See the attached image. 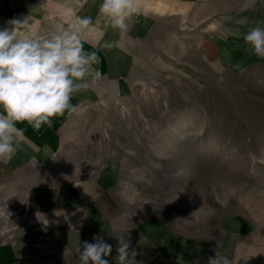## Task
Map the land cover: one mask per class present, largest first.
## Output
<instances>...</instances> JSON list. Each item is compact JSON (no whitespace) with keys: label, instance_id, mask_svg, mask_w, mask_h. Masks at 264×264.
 <instances>
[{"label":"rangeland","instance_id":"rangeland-1","mask_svg":"<svg viewBox=\"0 0 264 264\" xmlns=\"http://www.w3.org/2000/svg\"><path fill=\"white\" fill-rule=\"evenodd\" d=\"M244 1L195 0L189 19L180 11L169 25L154 14L133 29L143 43L129 48L125 92L77 108L38 168L49 185L41 187H59L60 199L38 216L7 211L0 241L58 264H78V242L96 234L112 245L109 264L119 235L130 241L128 264H208L216 252L231 264H264V59L223 31L264 21V0ZM210 40L231 46L230 63L205 56ZM49 226L54 244L24 239ZM170 234L179 246L166 242ZM199 243L216 250L198 255Z\"/></svg>","mask_w":264,"mask_h":264},{"label":"clouds","instance_id":"clouds-1","mask_svg":"<svg viewBox=\"0 0 264 264\" xmlns=\"http://www.w3.org/2000/svg\"><path fill=\"white\" fill-rule=\"evenodd\" d=\"M137 13L135 0H102L99 7L105 29L118 30L121 35L129 30ZM6 23L10 27H0V161L11 160L22 144L24 129L17 126L19 123L27 122L37 131L44 125L51 127L53 117L75 111L71 104L74 94L87 91L89 82L101 78L98 51L84 48L83 35L93 25L92 17L75 16L67 26L55 24L47 35L38 37L18 35L17 29L26 27L27 19ZM237 23L243 25L247 20ZM230 34L237 39L242 35L247 51L264 59V21H258L246 33L236 30ZM116 46L115 41L102 45L105 50ZM217 200L227 204L228 193H224L223 199L217 196ZM213 212L208 209L209 214ZM115 239L118 244L117 255L113 257L115 264H128L130 241L124 235ZM76 250L78 264H109L106 258L112 253V245L96 234L93 242H78ZM208 264H231V261L216 252L208 258Z\"/></svg>","mask_w":264,"mask_h":264},{"label":"crops","instance_id":"crops-1","mask_svg":"<svg viewBox=\"0 0 264 264\" xmlns=\"http://www.w3.org/2000/svg\"><path fill=\"white\" fill-rule=\"evenodd\" d=\"M101 3L102 0H0V27H10L6 23L10 20L23 22L27 19L26 27L17 29L21 38L25 35H47L55 24L67 26L75 16L92 17L93 25L83 35L86 41L84 48L86 51H98L101 58V63L97 66L101 78L89 82L87 91L74 94L71 99L75 111H66L61 116L53 117L51 127L44 125L38 131L27 122L17 125L24 129V140L11 160L0 161V220L8 216L7 211L19 212L24 207L27 213L38 216V212L47 210L54 203L55 195L60 199V188L57 187L58 192L54 190L55 194L54 191L43 188L49 186L46 184L47 179H43L45 175H40L37 171L42 164L50 161L71 116L81 105L101 98L112 99L116 94L125 92L135 65L134 54L129 48L135 43H143L132 37L133 29L143 31L151 24L149 19L154 14H158L162 22L169 25H172L168 22L174 15L178 13L182 16L180 11H184V20L189 19L195 0H135L138 13L123 35L118 30L105 29L104 18L99 17ZM68 9H71V13ZM98 17L99 23H96ZM105 41H115L117 46L105 50L102 47ZM93 45L96 47L93 48ZM143 47L147 52L148 47ZM55 213L60 216L58 209ZM6 228L3 225L0 233L7 232ZM19 261L20 255L14 245L9 241H0V264H20Z\"/></svg>","mask_w":264,"mask_h":264},{"label":"bare ground","instance_id":"bare-ground-1","mask_svg":"<svg viewBox=\"0 0 264 264\" xmlns=\"http://www.w3.org/2000/svg\"><path fill=\"white\" fill-rule=\"evenodd\" d=\"M223 31L226 34L231 35L230 32L232 31V29L229 27H224ZM210 42L211 43L207 47L208 50L206 51L205 56L213 62L221 61L223 64L226 62L230 63L231 60L233 59L234 55H235V53L232 52V50L230 49L231 46L223 44L219 40H210ZM212 47L215 49V53H214V50L212 49ZM29 220H30V223H32L36 219L34 217H31V219H29ZM37 231L39 232L38 238H36L35 237L36 235L34 236L33 233H30V236L27 235L24 237V239H26V240L31 239L33 241L34 248H38V247L44 246V245L47 247L48 244H54L53 243L54 241L49 242V241L45 240V237H47L48 239L60 238L58 235L55 234L56 232L53 231V226L43 227L42 229L38 228ZM142 235L144 236V234H142ZM173 238H174V236L170 234L169 237L167 238L166 242L167 243L173 242V244L175 246H177V245L179 246V244H178L179 242L173 240ZM13 244H14V247L16 248V250L20 253V249L17 246V244H15V242H13ZM214 246L215 245L210 246V248H207V245L202 244V243L194 244L193 248H192V252H195L198 255L205 253L204 251L214 252L216 250V248H214ZM29 254H30L29 252L21 253L20 259L22 262L20 264H58L56 262L47 260L45 258H42V259L32 258V256L30 257ZM133 254H134V252H133ZM154 256L156 258L161 257L159 254L158 255L155 254Z\"/></svg>","mask_w":264,"mask_h":264}]
</instances>
